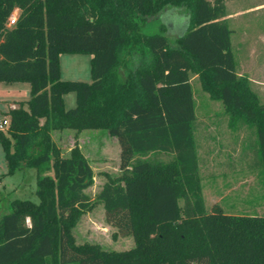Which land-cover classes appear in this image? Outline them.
I'll return each mask as SVG.
<instances>
[{"label":"trees","instance_id":"16d2710c","mask_svg":"<svg viewBox=\"0 0 264 264\" xmlns=\"http://www.w3.org/2000/svg\"><path fill=\"white\" fill-rule=\"evenodd\" d=\"M167 8L185 17L182 33L169 35L161 21L143 29ZM226 14L225 0H0V80L31 87L26 105L9 109L12 141L0 130V142L9 171L36 168L39 196L13 198L1 214L0 264H264V215L207 210L201 190L191 74L254 129L264 175V102L237 72ZM61 52L91 53V80L61 78ZM70 90L76 103L65 108ZM61 128L116 137L119 173L96 199L133 236L131 248L74 242L94 174L76 145L61 153L50 136Z\"/></svg>","mask_w":264,"mask_h":264},{"label":"rangeland","instance_id":"374dc122","mask_svg":"<svg viewBox=\"0 0 264 264\" xmlns=\"http://www.w3.org/2000/svg\"><path fill=\"white\" fill-rule=\"evenodd\" d=\"M260 1L264 0H225V5L228 12L233 13L232 41L237 71L249 80L252 78L251 87L259 100L264 102V7L245 10ZM173 13L174 9L167 8L160 14L159 20L149 19L143 29H156L160 21L166 27L171 23L170 15ZM173 20L186 26L183 15L173 14ZM176 31L169 27L166 32L174 35ZM91 56L88 52H61L60 77L90 81ZM190 79L195 100L200 183L206 209L217 203L228 213L264 215V175L262 168L256 164L254 129L245 121L232 117L219 99L211 97L202 88L197 74H191ZM30 96L29 81L0 80V120L9 117L11 103L22 100L25 105ZM63 102L65 108L73 106L76 103L75 91L65 92ZM43 120L44 117H40V122ZM1 131L12 141L6 126ZM50 136L64 155H69L70 149L76 145L93 169V183L84 190L93 204L80 214L72 226L74 242L97 244L109 251L131 248L134 245L133 236L119 233L117 227L106 220L102 203L96 199L107 175L119 173L120 147L116 137L103 128L51 129ZM150 155L162 159L170 157L164 151ZM36 178L33 166L21 165L9 171L0 142V216L8 210L13 198L39 201Z\"/></svg>","mask_w":264,"mask_h":264},{"label":"crops","instance_id":"0c3cea01","mask_svg":"<svg viewBox=\"0 0 264 264\" xmlns=\"http://www.w3.org/2000/svg\"><path fill=\"white\" fill-rule=\"evenodd\" d=\"M260 7H264V1H260L258 3L253 4V5H250L245 10H254V9H257V8H260ZM226 10H227V8H226ZM17 12H18V9H17ZM173 14H176V13H173ZM173 14L170 15V20H171L170 22L171 23L170 24H166L165 23L166 24V27H167V30L166 31L168 32L169 31V27H171V28H174V29H177L178 30L174 34V35H178V34H180V33H182L184 31V29H185L186 26L184 27V25H181V24L179 25V22L174 21L173 20ZM232 16H233V13L228 12V10H227V14L224 17H226L228 19L229 25H230V27L232 29V32H231V45H232V50H233V53H234L233 41H232L233 26H232V23H231ZM250 80H252V78H250ZM23 84H25V83H23ZM193 97H194V95H193ZM20 101H22V100H18L17 103H11V105L9 106V109L10 108H16V107H18Z\"/></svg>","mask_w":264,"mask_h":264},{"label":"built area","instance_id":"2783aa9c","mask_svg":"<svg viewBox=\"0 0 264 264\" xmlns=\"http://www.w3.org/2000/svg\"><path fill=\"white\" fill-rule=\"evenodd\" d=\"M16 15H17V9H14L12 11V13L7 18V24L8 25H11V24L15 23ZM9 120H10L9 117H6V116L1 118V120H0V130L4 129L5 126L6 127L8 126Z\"/></svg>","mask_w":264,"mask_h":264}]
</instances>
